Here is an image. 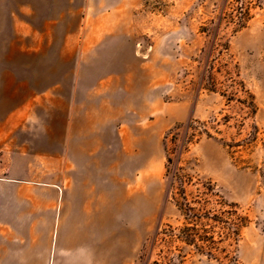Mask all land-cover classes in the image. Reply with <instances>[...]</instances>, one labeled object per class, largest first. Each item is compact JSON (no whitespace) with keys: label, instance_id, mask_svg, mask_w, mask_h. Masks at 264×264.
Wrapping results in <instances>:
<instances>
[{"label":"rangeland","instance_id":"1","mask_svg":"<svg viewBox=\"0 0 264 264\" xmlns=\"http://www.w3.org/2000/svg\"><path fill=\"white\" fill-rule=\"evenodd\" d=\"M9 1L0 0V30L12 33L5 23ZM143 3L160 18V83L148 101L153 110L140 122L143 150L148 148L151 157L127 174L123 191L128 194L122 207H115L126 210L116 218L124 241L117 264H264V0ZM18 10L13 7L10 18ZM243 29L252 32L250 84L243 83L231 52ZM10 58L17 91L0 99V110L10 111L9 125L1 126L0 264L88 260L77 252L79 244L71 246V254L55 251L62 221L75 214L65 208L85 199L79 196L81 176L89 173H83L67 144L64 155L55 156L58 145L50 143L58 140L55 130L46 129L50 144H43L47 124L66 130L72 116H80L81 102L69 99L73 54L17 52ZM29 78L31 93L22 85ZM60 79L63 101L41 98ZM82 144L71 145L75 154ZM101 167L89 170L91 184L99 186L94 199L111 191L106 165ZM183 193L196 210L224 223L204 219L208 231L237 228L210 256L175 240L163 245L164 235L183 225L178 210ZM115 258L108 256V263Z\"/></svg>","mask_w":264,"mask_h":264},{"label":"crops","instance_id":"2","mask_svg":"<svg viewBox=\"0 0 264 264\" xmlns=\"http://www.w3.org/2000/svg\"><path fill=\"white\" fill-rule=\"evenodd\" d=\"M9 2V13L13 7L19 10L15 11L13 19L7 12L5 23L8 29L12 27L13 32L0 30V99L13 97L17 91L16 78L11 73L15 61L11 60L10 54H73L69 99L81 102L77 107L80 116H72L66 130L62 125L47 124L43 144L56 143L55 156L58 159L64 155V144H67L71 156L78 160L83 173H89V176H81L79 196L85 199L65 208V211L75 214L62 221L55 254L74 253L71 246L79 244L81 247L77 252L87 254L88 260L79 259L76 264H110L108 256L111 254L116 256L114 264H117L123 253L124 241L116 218L117 213L126 210L115 207H122V198L128 194L123 191L127 174L142 169L144 158L151 157L148 148L143 150L145 129L140 122L153 110L148 101L159 92V15L149 11L143 0ZM21 23L23 32L19 34L17 28ZM251 38L252 32L243 29L234 37L231 49L245 84H250L251 78ZM27 63L32 66V61ZM61 80H56L55 88L46 90L41 98L49 99L48 95H54L57 101H63ZM31 81L29 78L22 84L28 87L27 93L32 92ZM74 110L76 107L73 105L71 113ZM7 111L0 110V118H7L0 119V147L1 126L10 123V111ZM48 127L58 133L56 142L46 141ZM79 140L84 144L77 148L79 154H75L71 145L75 146ZM103 165L109 174L111 191L94 199V190L99 186L91 184L93 179L89 170L95 166L97 172L103 171ZM56 264L75 263L66 259Z\"/></svg>","mask_w":264,"mask_h":264},{"label":"trees","instance_id":"3","mask_svg":"<svg viewBox=\"0 0 264 264\" xmlns=\"http://www.w3.org/2000/svg\"><path fill=\"white\" fill-rule=\"evenodd\" d=\"M182 195V203H179L178 210L183 219V225L178 228L176 233L170 232V234L164 235L165 237L162 239L163 245L169 246L175 240L185 246L193 248L200 254L210 256L211 252L217 249V244L223 239L229 238V235H234L235 231L237 232V228L235 224H231L226 228H222L223 231L220 232L208 231L207 224L203 222L204 219L216 224L224 223L218 222L219 220H217L216 216H212L209 212H199V210H196L192 206V202H189L185 198L184 193ZM162 259L164 260L165 257L163 258L162 256Z\"/></svg>","mask_w":264,"mask_h":264}]
</instances>
